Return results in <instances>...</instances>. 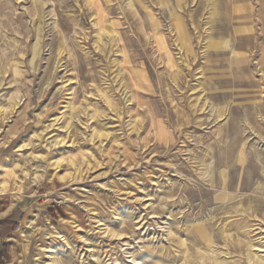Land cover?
Listing matches in <instances>:
<instances>
[{
	"label": "rangeland",
	"instance_id": "1",
	"mask_svg": "<svg viewBox=\"0 0 264 264\" xmlns=\"http://www.w3.org/2000/svg\"><path fill=\"white\" fill-rule=\"evenodd\" d=\"M132 1L0 0V264L263 256L264 0Z\"/></svg>",
	"mask_w": 264,
	"mask_h": 264
},
{
	"label": "bare ground",
	"instance_id": "2",
	"mask_svg": "<svg viewBox=\"0 0 264 264\" xmlns=\"http://www.w3.org/2000/svg\"><path fill=\"white\" fill-rule=\"evenodd\" d=\"M193 1V0H192ZM211 1V0H210ZM130 4L131 5H133V1L132 0H130ZM264 6V5H263ZM211 7H212V10L211 11H209V13L211 12V15L214 17V15H215V12H216V2H215V0H212V2H211ZM262 7V6H261ZM208 8H209V3H208ZM262 8H264V7H262ZM208 20V19H207ZM211 29V28H210ZM105 34H108L109 36L112 34L113 35V30L111 29V28H109L108 30H105ZM99 34H101V33H99ZM104 34V35H105ZM111 35V36H112ZM99 37V39L101 40V38L103 37V36H101V35H99L98 36ZM152 37V36H151ZM115 38V37H114ZM98 39V38H97ZM152 39V38H151ZM220 39V38H219ZM104 41V40H103ZM100 43V42H99ZM218 42H211L210 40H209V42L207 43V45H206V47H209L210 45H216ZM107 47V46H106ZM216 47V46H215ZM181 48L184 50L185 49V47H184V45H182L181 46ZM111 49V48H110ZM181 49V50H182ZM112 50V49H111ZM181 50H180V52H181ZM109 51V50H108ZM115 52V51H114ZM185 59V58H184ZM114 62V61H113ZM116 62V61H115ZM116 64H117V62H116ZM183 64V63H182ZM185 64V63H184ZM113 65H115V64H113ZM184 66V65H183ZM114 72V71H113ZM179 73L177 72V74L176 75H178ZM181 75V74H180ZM119 76V75H118ZM176 77V76H175ZM178 77V76H177ZM177 77H176V79H177ZM118 78H120V77H118ZM199 84V83H198ZM126 85V84H125ZM203 91V90H202ZM197 97H199V96H197ZM204 98V97H203ZM199 99H200V97H199ZM205 102H206V100H205V98L203 99ZM202 100V101H203ZM204 101L202 102V106L204 107ZM198 101H195V103H197ZM199 102H200V100H199ZM207 104V103H206ZM201 105V104H200ZM201 106V107H202ZM206 107V106H205ZM200 109V108H199ZM206 109V108H205ZM2 112H4L3 110H2V108H0V121L2 120ZM223 112V111H222ZM70 113V112H69ZM63 114V113H62ZM64 114H66V113H64ZM223 114H224V112H223ZM68 115V114H67ZM70 116V115H69ZM219 116H220V114H219ZM221 116H223V115H221ZM70 117H72V116H70ZM66 119V118H65ZM137 121H134L133 120V122H131V127L132 128H134V129H136L137 128V123H136ZM139 127V126H138ZM133 129V130H134ZM139 134V133H138ZM101 136H104V133H99L98 132V130L97 131H95V137H101ZM101 139V138H100ZM99 139V140H100ZM23 146V145H22ZM2 163L3 162H1L0 161V166L2 165ZM36 164V163H35ZM73 164H74V161H73ZM3 167V166H2ZM204 168V167H203ZM202 173V172H201ZM204 174V173H203ZM55 175V174H54ZM42 177H43V175L42 174H40V173H38V172H36L35 173V176H34V178H33V183H35V182H38V181H41V179H42ZM61 178V177H60ZM15 185H16V189H20L21 187H20V183H18V181L15 183ZM35 185V184H34ZM9 191H10V181L8 180V179H6V178H2V179H0V196L1 195H4V194H8L9 193ZM240 207V206H239ZM242 207V206H241ZM250 207H251V205H250ZM243 210V209H242ZM249 210V209H248ZM224 212V211H223ZM227 212V211H226ZM239 212V211H238ZM241 212V211H240ZM243 212V211H242ZM34 213V212H33ZM35 215V214H34ZM253 215V214H252ZM232 216V215H231ZM238 217V216H237ZM243 217V216H242ZM229 218H231L230 216H228V217H226L225 219H224V221H223V224L221 225V231H222V234L223 235H225L224 237L226 238V240L228 239V238H231L232 236H233V233H235L234 231H238L239 232V230L241 229V225H240V223H239V221H237V220H231V221H229ZM35 219L36 218H34V217H32V216H28L27 218H26V220L24 221V223H22L23 225H25V226H20L21 227V232H23V236H26V234L24 233V232H26L27 230L28 231H30L31 230V225L33 224V223H35L36 221H35ZM37 220V219H36ZM63 220V222H65L66 224H67V222H69V223H72L73 225H74V228H76L77 226H78V224H76V220L75 219H73V221L71 220V221H69L68 219H66V218H63L62 219ZM229 221V222H228ZM37 223V222H36ZM64 223V224H65ZM38 224V223H37ZM36 224V225H37ZM53 227V229H55L56 231L55 232H49V234H51L52 235V244L50 245V251H49V253H50V263L49 264H56L55 263V261H56V257L62 252V249H61V247L59 248V246H58V244H61V243H59V239H61V238H63L64 237V239L63 240H66V237H65V235H66V232H65V230H64V228L62 229L60 226L59 227H57V226H52ZM67 227V226H66ZM35 228H36V226H35ZM35 228H34V231H36L35 230ZM76 230V229H75ZM246 230V229H245ZM27 231V232H28ZM53 231V230H52ZM26 232V233H27ZM71 232V231H70ZM76 232V231H75ZM114 232V231H113ZM29 233V232H28ZM30 233H32V232H30ZM30 233H29V235H30ZM34 233V232H33ZM245 233H247V232H245ZM236 234V233H235ZM77 235H79V238H83L84 237V235H81V234H79V233H77ZM87 235V234H86ZM73 236V235H72ZM114 236H115V234H114ZM236 238H237V236H236ZM236 240V239H235ZM239 240V239H238ZM67 243V242H66ZM185 242L183 241V238L181 239V245L182 246H184L185 244H184ZM252 243V242H251ZM225 244V243H224ZM250 244V243H249ZM261 244V243H260ZM64 246V245H63ZM55 247V248H54ZM239 247V246H238ZM46 248V247H45ZM152 249V248H151ZM227 249V248H226ZM230 249H231V247H230ZM260 249V248H259ZM186 251H187V249L185 248V249H183V253L185 254L186 253ZM249 251V250H248ZM45 252V251H44ZM228 252V251H227ZM247 252V251H246ZM250 252V251H249ZM253 252V251H252ZM255 252V251H254ZM261 252V251H260ZM149 253V252H148ZM87 254V253H86ZM95 254L96 253H94L93 255L95 256ZM204 254V253H203ZM244 254H245V252H244ZM252 255H254L253 257L255 258L254 260H253V263L254 264H261V261L263 260L264 261V258H263V256H264V254H263V256L261 255V254H259V251H256L254 254L253 253H251ZM149 255V254H148ZM153 255V254H152ZM185 256V255H184ZM189 256H191V254L189 255ZM215 256V255H214ZM246 256V255H245ZM249 256V255H248ZM150 257V256H149ZM164 257V256H163ZM183 257V256H182ZM247 257V256H246ZM251 257V256H250ZM91 258V257H90ZM147 258V257H146ZM168 258V257H167ZM163 259V258H162ZM182 259H184V258H182ZM187 259V258H186ZM191 259V258H190ZM200 259V258H199ZM215 259V258H214ZM180 260H181V258H180ZM194 260H195V258H194ZM232 260V259H231ZM234 260V262L237 260V259H233ZM248 260V259H247ZM250 261H251V258L249 259ZM183 261V260H182ZM191 262H192V260H191ZM17 264H21V261H18V263ZM182 264V263H181ZM216 264H232V261H231V263H228V262H226V260L225 261H217L216 262ZM233 264H239V263H233Z\"/></svg>",
	"mask_w": 264,
	"mask_h": 264
},
{
	"label": "trees",
	"instance_id": "3",
	"mask_svg": "<svg viewBox=\"0 0 264 264\" xmlns=\"http://www.w3.org/2000/svg\"><path fill=\"white\" fill-rule=\"evenodd\" d=\"M3 223H4V222H0V226H2Z\"/></svg>",
	"mask_w": 264,
	"mask_h": 264
}]
</instances>
